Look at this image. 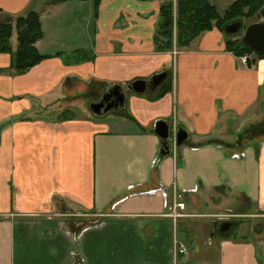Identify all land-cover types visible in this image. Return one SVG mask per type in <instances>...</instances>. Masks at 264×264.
Listing matches in <instances>:
<instances>
[{"label":"crops","instance_id":"obj_1","mask_svg":"<svg viewBox=\"0 0 264 264\" xmlns=\"http://www.w3.org/2000/svg\"><path fill=\"white\" fill-rule=\"evenodd\" d=\"M167 3L0 0L1 24L41 17L45 57L18 74L0 54V264H86L89 235L110 217L147 244L134 264H160L156 251L173 246L170 203L206 190L241 195L264 217V58L244 64L217 28L165 50ZM163 73L157 90L133 91ZM116 88L124 104L96 113ZM159 122L187 135L164 158ZM262 239L220 241L219 264H264Z\"/></svg>","mask_w":264,"mask_h":264},{"label":"rangeland","instance_id":"obj_2","mask_svg":"<svg viewBox=\"0 0 264 264\" xmlns=\"http://www.w3.org/2000/svg\"><path fill=\"white\" fill-rule=\"evenodd\" d=\"M213 5H216L219 13L224 15L225 12L231 8L235 0H210ZM174 4L175 10L172 18V30L174 35L177 34L178 22V0H169ZM30 13L28 11L26 14ZM243 28L239 34L230 36L231 40H239L241 42L248 26L263 22L261 14L253 19H241ZM164 23V22H163ZM232 23V22H231ZM229 36V35H227ZM226 36V37H227ZM229 37H227L228 39ZM16 46V40L14 41ZM190 50V49H188ZM186 51V50H184ZM254 56H258L256 53ZM252 63V62H250ZM250 63L248 65H250ZM89 112V109H88ZM253 130H248L241 135V142H249V136ZM243 136H246L243 139ZM183 200L177 201V204L184 205V210H178L181 217L174 219L175 204L170 203L168 215L172 222L166 225L165 229L169 230L173 227V246H164L160 244V249L156 251V255L161 258L160 264H219L218 258L220 256V249L218 243L224 239L248 241L253 239L254 235L258 236L263 232L264 234V217L261 213L256 211L255 208L246 205L245 200H242L241 195H237L232 191L222 193L218 190H206L201 192L198 197L187 194ZM172 206V207H171ZM233 216L232 220H228V216ZM227 216V217H226ZM104 219V218H103ZM112 222H119L118 224L112 223L101 224L100 229L102 232L97 231L89 235V239L97 241L96 254L94 253V242L92 248L87 247V261L86 264H134L137 255L142 258L150 254L147 244H142L138 240V233H133V226L120 221L118 218H106ZM222 222L234 223V229L231 232L223 235L218 231V226ZM97 226V227H99ZM241 230V232H240ZM259 232V234H258ZM167 238H162V242H170L169 234ZM260 237V236H259ZM140 238V237H139ZM88 239V240H89ZM91 240V239H90ZM262 241H264L262 239ZM217 242V243H216ZM184 248L187 254L185 256L175 255L176 245ZM175 249L173 251V248ZM147 247V248H146ZM152 246L151 252L155 251ZM171 251V252H170ZM143 261V259L141 260ZM138 264H159L156 260L150 259L145 263Z\"/></svg>","mask_w":264,"mask_h":264},{"label":"trees","instance_id":"obj_3","mask_svg":"<svg viewBox=\"0 0 264 264\" xmlns=\"http://www.w3.org/2000/svg\"><path fill=\"white\" fill-rule=\"evenodd\" d=\"M101 0H95L96 11ZM174 4H165L161 10V17L165 29L160 32V42L167 51L177 48L180 51L188 50L194 42L205 33L217 28L225 35L226 29L242 22L241 19L259 17L264 10V0H235L234 4L224 15L219 13L216 5L210 0H178L177 34L172 30ZM232 22V23H231ZM243 28V24H242ZM44 37L41 17L30 12L20 15L9 25L0 23V54L12 56V69L18 74H24L44 61L37 48V44ZM227 39L228 51L238 58L253 56L249 48H245L239 40ZM16 40V47L14 41ZM258 55V54H257ZM258 59L264 55L256 56ZM254 65V61L249 66Z\"/></svg>","mask_w":264,"mask_h":264},{"label":"water","instance_id":"obj_4","mask_svg":"<svg viewBox=\"0 0 264 264\" xmlns=\"http://www.w3.org/2000/svg\"><path fill=\"white\" fill-rule=\"evenodd\" d=\"M261 16L263 22L255 23L248 26L241 40V44L245 48L251 49L258 55H264V10L261 12ZM241 30H242V24L241 23L235 24L226 29V34H228L229 36H233L239 34ZM168 77H169L168 73H163L155 76L150 83L146 81H137L133 84L132 89L137 94H144L149 88V86L152 90H157L164 84V82L168 79ZM113 98L118 100L116 102H112ZM124 100L125 97L123 96L121 89L116 88L107 93L103 103L99 105H94L93 110L96 113L100 114L102 113V110L105 108L106 104H108L107 108L105 109V113H108L114 107L118 108L121 105H123ZM113 103H115V105ZM258 130L264 131V127H260L258 128ZM171 131H172V127L168 122H159L156 125L155 132L162 140L161 156L163 158L170 156V154H172V152L174 151V146L171 142ZM186 140H187L186 133H184L183 131H179L177 135V147H181ZM232 228H233L232 222H222L218 226L219 231L223 234L229 233L232 230Z\"/></svg>","mask_w":264,"mask_h":264},{"label":"built area","instance_id":"obj_5","mask_svg":"<svg viewBox=\"0 0 264 264\" xmlns=\"http://www.w3.org/2000/svg\"><path fill=\"white\" fill-rule=\"evenodd\" d=\"M242 62L246 65H248L250 62H253L252 60V56H244L242 57ZM177 135H178V132H175L174 134L171 132V142L174 146V151L178 148L177 147ZM184 210L185 207L184 205L182 204H175V207H174V214L172 215V217L174 219H177L179 217H181V215L178 214V210ZM228 216V215H227ZM226 216V217H227ZM229 219L228 220H232L233 216H228ZM176 246V250H175V253H177L178 255H183V254H187V252L184 250V248L180 247V246H177V244L175 245Z\"/></svg>","mask_w":264,"mask_h":264},{"label":"flooded vegetation","instance_id":"obj_6","mask_svg":"<svg viewBox=\"0 0 264 264\" xmlns=\"http://www.w3.org/2000/svg\"><path fill=\"white\" fill-rule=\"evenodd\" d=\"M118 99H115V98H113V100H112V102H116ZM114 105H115V103H113ZM107 106H108V104H106V106H105V108L102 110V111H105V109L107 108ZM116 107H114V109H115ZM119 108V107H118ZM234 223H233V228L232 229H234L235 227H234ZM218 231H219V229H218ZM232 231V230H231ZM230 231V232H231ZM220 232V231H219ZM221 233V232H220ZM221 234H223V233H221ZM223 235H225V234H223Z\"/></svg>","mask_w":264,"mask_h":264}]
</instances>
